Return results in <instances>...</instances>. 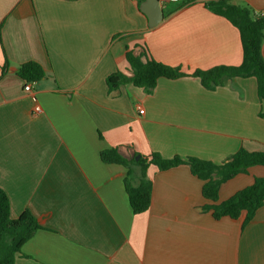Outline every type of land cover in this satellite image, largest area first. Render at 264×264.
<instances>
[{
    "label": "crops",
    "instance_id": "1",
    "mask_svg": "<svg viewBox=\"0 0 264 264\" xmlns=\"http://www.w3.org/2000/svg\"><path fill=\"white\" fill-rule=\"evenodd\" d=\"M138 1L0 0V189L13 219L28 210L42 222L14 264H264V206L244 229V214L216 221L202 212L203 182L189 166L151 165L150 208L134 214L128 169L100 158L120 147L127 157L157 152L219 165L241 148L264 151L253 77L215 90L191 76L160 78L152 93L133 84L109 90V75L131 76L126 53L140 46L187 74L242 63L239 31L205 3L172 4L150 28ZM231 2L264 13V0ZM28 62L46 74L31 92L18 75ZM258 177L263 166L226 182L219 203Z\"/></svg>",
    "mask_w": 264,
    "mask_h": 264
},
{
    "label": "trees",
    "instance_id": "2",
    "mask_svg": "<svg viewBox=\"0 0 264 264\" xmlns=\"http://www.w3.org/2000/svg\"><path fill=\"white\" fill-rule=\"evenodd\" d=\"M143 1H138L139 6ZM205 5L213 13L226 18L239 31L243 56L239 66H217L210 70H196L187 74L179 67L156 61L151 57L146 46H140L141 52L138 55L132 50L126 53L131 76L121 71L109 75L106 79L109 90L113 91L123 85L133 84L147 93H152L160 78L176 80L187 76L198 78L206 89L215 90L229 80L253 77L257 81V93L262 104L259 117L264 120V56L262 53L264 16L254 17L247 7L235 5L231 0H210ZM9 65V61L5 59L2 66L3 74L8 70ZM18 75L26 82L36 83L46 74L41 65L28 62L19 68ZM138 156L139 159H137ZM100 158L105 164L122 165L128 169L125 186L134 214H142L150 208L153 184L147 178L146 172L151 165L156 166L160 171L181 165L189 166L192 175L203 182L202 195L208 203L201 208L202 212L209 213L216 221L224 218L237 220L244 214L242 226L244 229L254 219L258 210L264 206V177L255 178L252 185L219 203V192L223 184L240 174L247 173L253 166L264 167V151L250 152L241 148L219 165L195 157L176 156L166 159L157 152L149 156L132 152L127 157L120 147L103 150ZM135 169L140 172L138 186L132 184ZM40 229H42L41 220L28 210L17 219H13L9 197L4 190L0 189V264H14L18 256H25L23 246Z\"/></svg>",
    "mask_w": 264,
    "mask_h": 264
},
{
    "label": "water",
    "instance_id": "3",
    "mask_svg": "<svg viewBox=\"0 0 264 264\" xmlns=\"http://www.w3.org/2000/svg\"><path fill=\"white\" fill-rule=\"evenodd\" d=\"M140 10L148 18V25L150 28L158 26L164 18L159 0H144L140 5ZM137 159H139V156Z\"/></svg>",
    "mask_w": 264,
    "mask_h": 264
},
{
    "label": "built area",
    "instance_id": "4",
    "mask_svg": "<svg viewBox=\"0 0 264 264\" xmlns=\"http://www.w3.org/2000/svg\"><path fill=\"white\" fill-rule=\"evenodd\" d=\"M181 1L182 0H159V4H160V7H161V9H162L163 12H166V13L168 12L170 14L172 12V11H170V6L172 4H180ZM196 1L206 3V2H208L210 0H196ZM263 16H264V13H259V14L256 15V17H258V18L259 17H263ZM33 84H34L33 82H26V85L24 87V90L26 92H31L32 89H33ZM41 112H42L41 107L38 106V105L35 106L34 113L35 114H39ZM139 113L141 115H143L144 114V110L142 108H139Z\"/></svg>",
    "mask_w": 264,
    "mask_h": 264
}]
</instances>
